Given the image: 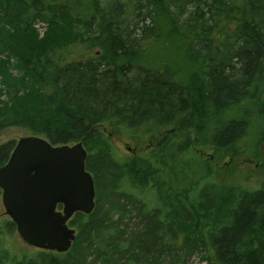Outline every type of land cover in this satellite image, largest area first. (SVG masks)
Wrapping results in <instances>:
<instances>
[{
    "label": "trees",
    "instance_id": "1",
    "mask_svg": "<svg viewBox=\"0 0 264 264\" xmlns=\"http://www.w3.org/2000/svg\"><path fill=\"white\" fill-rule=\"evenodd\" d=\"M104 125L156 138L119 161ZM11 126L81 141L95 197L62 253L11 250L0 219V264H264V186L218 182L192 152L264 142V0H0Z\"/></svg>",
    "mask_w": 264,
    "mask_h": 264
},
{
    "label": "water",
    "instance_id": "2",
    "mask_svg": "<svg viewBox=\"0 0 264 264\" xmlns=\"http://www.w3.org/2000/svg\"><path fill=\"white\" fill-rule=\"evenodd\" d=\"M85 159L81 141L52 145L35 135L16 141L0 166L1 203L24 244L58 253L70 248L76 232L68 221L75 212L89 214L94 208Z\"/></svg>",
    "mask_w": 264,
    "mask_h": 264
},
{
    "label": "rangeland",
    "instance_id": "3",
    "mask_svg": "<svg viewBox=\"0 0 264 264\" xmlns=\"http://www.w3.org/2000/svg\"><path fill=\"white\" fill-rule=\"evenodd\" d=\"M41 27L39 26V33L42 37L43 30ZM158 48L163 49L162 46L155 47L149 50L144 57L155 58V52L162 55ZM100 129L107 133L113 145L115 158L119 161L127 160L135 154L147 151L156 138L152 136L131 135L127 129L119 126L109 128L104 125ZM169 132L175 136L182 135V133H174L172 129ZM26 135H30L29 131L13 126L6 127L0 131V144L8 140L16 142L20 137ZM255 143V136L248 134L229 148L215 149L209 146L199 147L197 144H194L192 152L202 164L209 166L218 182L228 185H241L247 189H255L264 186V142L259 141ZM7 218L4 214L0 198V219ZM4 241L5 246H8L9 242L12 244L11 250L29 252L36 250V248L24 244L18 237L16 230L11 237L4 235ZM188 263L204 264L197 257H193Z\"/></svg>",
    "mask_w": 264,
    "mask_h": 264
}]
</instances>
